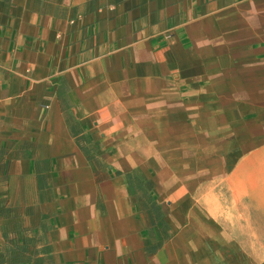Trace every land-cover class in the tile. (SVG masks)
Listing matches in <instances>:
<instances>
[{
	"label": "crops",
	"instance_id": "crops-1",
	"mask_svg": "<svg viewBox=\"0 0 264 264\" xmlns=\"http://www.w3.org/2000/svg\"><path fill=\"white\" fill-rule=\"evenodd\" d=\"M246 230L264 0H0V264H214Z\"/></svg>",
	"mask_w": 264,
	"mask_h": 264
},
{
	"label": "rangeland",
	"instance_id": "rangeland-1",
	"mask_svg": "<svg viewBox=\"0 0 264 264\" xmlns=\"http://www.w3.org/2000/svg\"><path fill=\"white\" fill-rule=\"evenodd\" d=\"M244 217L245 221H242V224L248 225L249 215ZM246 233L244 236L246 243L240 246L234 245L232 241L227 245L217 243L221 240L216 241L213 247L214 264H264V237L260 244L253 230H246ZM262 233L264 234V231Z\"/></svg>",
	"mask_w": 264,
	"mask_h": 264
},
{
	"label": "bare ground",
	"instance_id": "bare-ground-1",
	"mask_svg": "<svg viewBox=\"0 0 264 264\" xmlns=\"http://www.w3.org/2000/svg\"><path fill=\"white\" fill-rule=\"evenodd\" d=\"M245 105V104H244ZM153 147V146H152ZM132 158V157H131ZM202 167V165H200L199 166V168H201ZM235 172V171H234ZM215 176L214 177H217V175H219V173H217V171H215V170H213V172H212ZM198 178H199V176H198ZM229 181V180H228ZM231 181V180H230ZM229 181V182H230ZM232 182H233V180H232ZM235 182H236V180H235ZM197 183L199 184L200 183V180L198 181L197 180ZM231 185V184H230ZM232 186V185H231ZM228 188H230V187H228ZM232 189V188H231ZM179 190V189H178ZM178 193V192H177ZM200 195V194H199ZM207 195V194H206ZM182 196V195H181ZM184 196V195H183ZM210 196V195H209ZM241 196V195H240ZM215 198V197H214ZM236 198H238V197H235V199ZM203 199H204V197H203ZM205 201L206 200H204V203H205ZM220 199H218V198H215V199H212L210 202L208 201V207L210 208L211 207V204H213L216 208H217V205H220L221 206V204H220ZM202 204V203H201ZM237 204V203H236ZM204 205V204H203ZM234 205V204H233ZM232 205V206H233ZM213 208V207H212ZM221 208V207H220ZM233 208V207H232ZM229 209V208H228ZM221 210V209H220ZM232 210V209H231ZM217 213V212H216ZM228 215V214H227ZM220 216V215H219ZM241 216V215H240ZM227 218V217H226ZM235 218V217H234ZM234 227H236V226H234ZM238 230V229H237ZM238 234V233H237Z\"/></svg>",
	"mask_w": 264,
	"mask_h": 264
}]
</instances>
